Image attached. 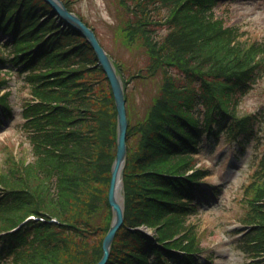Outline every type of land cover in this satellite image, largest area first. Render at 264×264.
<instances>
[{
	"label": "trees",
	"instance_id": "trees-1",
	"mask_svg": "<svg viewBox=\"0 0 264 264\" xmlns=\"http://www.w3.org/2000/svg\"><path fill=\"white\" fill-rule=\"evenodd\" d=\"M62 1L72 11L73 1ZM115 2L122 46L145 55L129 80L160 73L163 82L147 115L131 123L126 68L105 49L123 82L128 119L124 221L105 264H212L187 223L214 197L195 154L223 131L255 137L258 116L237 118L236 108L264 77V41L240 40L239 28L216 16L218 0ZM0 36L9 37L0 42V74L25 73L31 95L22 103L29 149L0 170V233L30 214L43 218L0 235V264H96L112 220L117 120L109 81L84 37L43 0H0ZM2 89L0 124L12 116L8 79H0ZM258 142L259 175L246 192L247 231L238 239L248 264H264V128Z\"/></svg>",
	"mask_w": 264,
	"mask_h": 264
},
{
	"label": "rangeland",
	"instance_id": "rangeland-1",
	"mask_svg": "<svg viewBox=\"0 0 264 264\" xmlns=\"http://www.w3.org/2000/svg\"><path fill=\"white\" fill-rule=\"evenodd\" d=\"M117 5L115 0H75L70 5L89 26L93 27L103 47L115 59L120 58L126 68L128 78L127 112L131 123L142 120L152 104V99L160 91L163 79L159 73L150 79H130V71H136L144 64L143 49L137 46L123 47L119 33L115 30L117 23ZM216 14L223 18L226 26L239 28L240 40L251 43L264 41V0H218ZM164 32V30H163ZM7 36H0L5 42ZM1 50H4L1 48ZM175 75V70H171ZM0 74V79H9L13 105L12 119L0 126V170L6 169L8 158L15 151L25 154L29 149L25 139L21 104L29 97V88L24 84L23 75L16 72L9 76ZM256 114L253 121L257 136L264 128V77L258 79L242 97L236 108V117ZM232 136L222 134L215 141L204 139L200 151L195 155L196 167L209 172L203 181L216 195L213 202L205 209L200 208L196 214L187 217V223L195 225L200 242L206 253L213 258V264H246L249 260L237 245L240 230L246 229L240 221L246 212L244 201L248 187L256 178V164L262 152L256 140L237 144ZM219 188V191L216 188ZM213 188V189H212ZM147 230V229H145ZM150 232V230H147Z\"/></svg>",
	"mask_w": 264,
	"mask_h": 264
},
{
	"label": "water",
	"instance_id": "water-1",
	"mask_svg": "<svg viewBox=\"0 0 264 264\" xmlns=\"http://www.w3.org/2000/svg\"><path fill=\"white\" fill-rule=\"evenodd\" d=\"M53 10L68 24L73 26L90 44L110 83L117 112L116 128V155L111 169V180L108 191V203L112 211L110 227L102 241V257L96 264H105L108 259L110 247L116 231L121 227L124 220V207L115 197V189L118 181L122 182L124 164L126 160V131L127 117L125 109V91L116 68L99 44L94 32L87 27L75 14L69 12L60 0H44Z\"/></svg>",
	"mask_w": 264,
	"mask_h": 264
},
{
	"label": "bare ground",
	"instance_id": "bare-ground-1",
	"mask_svg": "<svg viewBox=\"0 0 264 264\" xmlns=\"http://www.w3.org/2000/svg\"><path fill=\"white\" fill-rule=\"evenodd\" d=\"M115 197L117 199V201L122 204V196H121V182L118 181L116 189H115Z\"/></svg>",
	"mask_w": 264,
	"mask_h": 264
}]
</instances>
